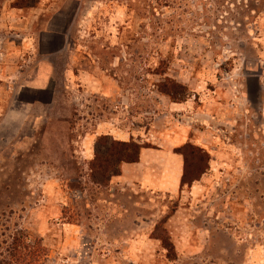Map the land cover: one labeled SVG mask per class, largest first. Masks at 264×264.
I'll return each instance as SVG.
<instances>
[{"label": "rangeland", "instance_id": "374dc122", "mask_svg": "<svg viewBox=\"0 0 264 264\" xmlns=\"http://www.w3.org/2000/svg\"><path fill=\"white\" fill-rule=\"evenodd\" d=\"M98 75L118 96L87 90ZM113 106L185 130L177 193L90 172L124 149L81 153ZM13 233L44 264H264V0H0L2 256Z\"/></svg>", "mask_w": 264, "mask_h": 264}, {"label": "crops", "instance_id": "0c3cea01", "mask_svg": "<svg viewBox=\"0 0 264 264\" xmlns=\"http://www.w3.org/2000/svg\"><path fill=\"white\" fill-rule=\"evenodd\" d=\"M86 75L90 76L89 74ZM88 76L85 80L86 83H84L87 90H95V93H98L97 95H101V97L108 98L109 96V98H113L118 96L119 85L115 80L102 78L100 75H98V78L93 79ZM47 87L41 89V92L49 94V102L51 98V85ZM109 114L110 117L108 119L107 117L100 118V115H97L94 127L89 131L85 129L81 133L80 148L83 157L87 160L91 158L92 144L99 135L110 136L111 139L116 141H127L129 139L136 141L135 138H138L141 141V146L138 149L137 159L133 162H119L118 175L113 177L111 181L123 186H129L137 191L140 190L146 194L147 191L177 193L184 160L181 154L174 151V147L186 135L185 130L179 125L157 126L154 119L149 123V128H147V123L146 125L141 124L134 127L133 123L129 120L127 123L119 120V107L117 106H113ZM193 135L197 138L195 141L199 145H202L205 139L203 133L197 131ZM148 139L152 140L149 145H147ZM211 148L212 146H209L207 150L210 151ZM210 152V162L217 165L221 161L219 158L221 153L216 149ZM203 178H205L204 174L198 180L193 181L192 188L200 190ZM156 243L147 237L148 248L155 246ZM149 255H151L150 252L147 253V256Z\"/></svg>", "mask_w": 264, "mask_h": 264}, {"label": "trees", "instance_id": "16d2710c", "mask_svg": "<svg viewBox=\"0 0 264 264\" xmlns=\"http://www.w3.org/2000/svg\"><path fill=\"white\" fill-rule=\"evenodd\" d=\"M96 139L97 140L106 139V135H99L95 138V140ZM112 140H113L112 142H114L117 146H121V147L124 146V149L121 151V153L118 154L114 152H106L104 154V157H102V159L100 155H98L97 157L96 154L94 153V160L98 158V161L96 163L92 161L88 165V169L90 170V172L97 170L98 173H101L103 179L107 177V180L109 179L110 176L118 175L119 172L118 167L114 168L113 165L110 164L111 161L108 160L109 157L114 158L117 162H121V161L133 162L137 159L138 149L141 146V144H138L132 140L127 142L116 141L114 139ZM130 152L132 154H129ZM110 171L112 172L109 174ZM183 174H184V161H183V170L179 182V187L181 186V184H183L182 182ZM192 181H194V179H191V181L189 182ZM6 235L8 238L10 237V240L7 242L5 246L6 256H2V253H0V264H44L45 256H46L45 250L41 247L39 243L37 244V241L34 247H29L25 245L22 239L20 237H17L14 233L12 235L10 234H6Z\"/></svg>", "mask_w": 264, "mask_h": 264}, {"label": "water", "instance_id": "95a60500", "mask_svg": "<svg viewBox=\"0 0 264 264\" xmlns=\"http://www.w3.org/2000/svg\"><path fill=\"white\" fill-rule=\"evenodd\" d=\"M53 37H55V36H53ZM54 40H53V42L55 41V38H53ZM60 43H62V41L60 42Z\"/></svg>", "mask_w": 264, "mask_h": 264}]
</instances>
